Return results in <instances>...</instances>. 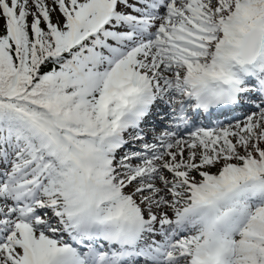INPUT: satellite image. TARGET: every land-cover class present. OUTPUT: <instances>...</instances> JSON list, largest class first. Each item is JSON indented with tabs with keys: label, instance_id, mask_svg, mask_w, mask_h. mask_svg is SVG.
Masks as SVG:
<instances>
[{
	"label": "snow or ice",
	"instance_id": "6c2138e0",
	"mask_svg": "<svg viewBox=\"0 0 264 264\" xmlns=\"http://www.w3.org/2000/svg\"><path fill=\"white\" fill-rule=\"evenodd\" d=\"M0 264H264V0H0Z\"/></svg>",
	"mask_w": 264,
	"mask_h": 264
}]
</instances>
